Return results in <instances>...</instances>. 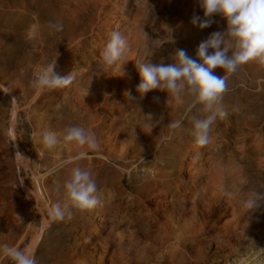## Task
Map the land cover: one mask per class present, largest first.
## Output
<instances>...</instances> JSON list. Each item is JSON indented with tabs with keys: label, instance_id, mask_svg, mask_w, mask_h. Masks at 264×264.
Masks as SVG:
<instances>
[{
	"label": "rangeland",
	"instance_id": "rangeland-1",
	"mask_svg": "<svg viewBox=\"0 0 264 264\" xmlns=\"http://www.w3.org/2000/svg\"><path fill=\"white\" fill-rule=\"evenodd\" d=\"M193 15L204 18L200 0H0V264H14L6 247L36 264H264V204L243 206L250 191L264 194V65L228 74V114L203 147L191 135L188 117L204 115L192 94L137 91V61L171 64L184 49L202 63L200 43L227 29L221 14L205 29ZM115 30L129 48L109 66L101 53ZM56 56L55 71L75 80L37 90L34 74ZM71 126L98 147L43 145L44 131L62 141ZM77 166L91 170L101 203L53 220Z\"/></svg>",
	"mask_w": 264,
	"mask_h": 264
},
{
	"label": "clouds",
	"instance_id": "clouds-1",
	"mask_svg": "<svg viewBox=\"0 0 264 264\" xmlns=\"http://www.w3.org/2000/svg\"><path fill=\"white\" fill-rule=\"evenodd\" d=\"M200 6L204 10V18L193 15L191 23L194 26L200 29L210 27L213 23L211 17L215 14H221L227 21L226 31L214 32L207 40L200 43L197 56L202 63L190 57L186 50L177 49L172 57L174 63L152 64L137 61L135 66L140 75L137 91L141 95L160 89L166 90L169 95L180 97L187 91L195 97L197 104L202 105L199 109L204 114L202 117L191 115L188 118L192 125L191 135L195 144L203 147L210 142L209 133L214 122L218 118H226L228 114L221 104L223 95L227 91L228 74L235 73L241 65L252 60L264 65V0H200ZM51 26L57 31L63 30L61 23H53ZM128 48L127 37L119 30L113 31L101 53L104 64L110 66L122 60ZM209 49L213 51L209 53ZM229 52H231L230 56ZM56 67L57 56L34 74L32 86L37 90L70 86L75 80V71L61 76L55 71ZM216 68L223 69L225 75L223 77L215 75L213 70ZM124 95L130 101L134 99L130 91H126ZM182 127L183 119L171 121L167 126L173 131ZM61 142L89 145L93 149L98 147L91 131L82 126L65 129L62 141L55 132L42 133V143L48 149H54ZM83 155L81 153L77 158H82ZM15 157L20 163L29 160L20 152H17ZM71 162L68 160L64 163ZM63 190L70 203L52 204L49 215L53 220H64L66 216L71 215L73 207L88 210L101 203L96 181L89 169L79 166L72 168L70 176L63 184ZM225 195L231 197L233 194L228 191ZM262 204H264V194L255 190L250 191L247 199L243 201V206L249 211L258 209ZM245 224L247 228V222ZM5 252L14 264H36L34 254L25 250L6 247Z\"/></svg>",
	"mask_w": 264,
	"mask_h": 264
}]
</instances>
